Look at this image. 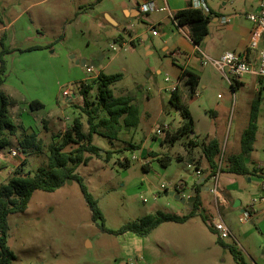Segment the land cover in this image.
Segmentation results:
<instances>
[{
  "label": "rangeland",
  "instance_id": "1",
  "mask_svg": "<svg viewBox=\"0 0 264 264\" xmlns=\"http://www.w3.org/2000/svg\"><path fill=\"white\" fill-rule=\"evenodd\" d=\"M2 3L3 0H0V20H9L7 17L9 18L10 13L4 10L6 6ZM140 27L141 32H148L145 23ZM160 32L163 35L161 29ZM174 32H171L172 45L178 35L175 28ZM120 33L129 39V35L123 30ZM148 34L151 36L150 32ZM162 35L156 38L155 44L152 39L145 41L142 37L141 48L133 47L127 41L128 44L122 49L120 42L113 41L110 35L103 32L92 31L88 37L91 45L97 47L104 56L96 69L106 74H123V79L112 86L115 96L129 95L135 98L140 92H151L153 95L149 103H138L142 121L134 143L139 139L153 138L149 126L157 123L167 125L172 134L184 123L180 110L170 104L168 94L164 92L163 100L159 92L160 87L177 81L170 71L173 64L162 48V40L165 39ZM51 38L55 39L53 36ZM56 40V52L50 54L51 59H48V53L43 54L41 65L35 66L33 58L20 56L7 63V54L5 55L4 84L8 82L6 89L14 93L20 106L18 113L12 109V116L17 124L35 131L44 142L42 152L30 151L27 154V170L31 173H35L47 162L49 145L55 140H62L61 136L72 126L74 119L83 114L82 96L77 100H66L63 92L89 74L73 63L72 57H75L76 52L70 50L69 43ZM112 44H116L120 50L113 51L110 48ZM146 45L151 46L152 54L147 53ZM168 54L171 56L169 52ZM159 69L162 70L161 73L158 72ZM200 71L202 80L196 90L198 95L192 97L187 91H183V83L180 87L181 98L192 114L193 133L198 141L202 144L217 139L220 143L221 154L217 163L219 168H225L229 157L241 152V135L249 124L252 103L259 95L255 92L257 78L246 75L243 78L244 86L233 91L228 72L225 75L211 64L203 66ZM87 83L93 87L89 94V99L93 100L96 85L93 80H88ZM76 91L79 94V87H76ZM33 99H39L45 107L34 111L25 107V102ZM146 112L149 114L148 118ZM82 119L85 123L84 114ZM22 136L20 130L13 138L12 146L0 151V184L9 180L16 166L26 156L18 150ZM126 137L121 134L119 141H111L95 135V145L102 151L114 153L110 160L106 159L105 153L101 157L93 156L87 165H80L76 169V173L83 177L89 191L98 200L106 227L118 230L158 211L183 215L191 210L187 205L180 210L182 205L179 200L165 195L166 190L162 189V185L168 186L169 193L182 180L191 186L197 180L196 166L200 167L201 175H206L210 166L201 149H197L192 158L183 145L186 138L170 146L161 145L165 136L156 135L157 138L151 139L148 146L171 155L174 162L168 168L152 162L150 170L146 171L143 165L148 158L143 160L138 150H125L130 148L122 142ZM73 147L75 146H70L67 150ZM12 151H17V155L12 156ZM178 154H185V159L179 162L176 159ZM122 156L130 160L128 165L122 164ZM250 156L252 159H248L252 165L264 167V89L257 139ZM235 177L218 170L217 175L212 177L213 184L217 179L219 189L227 188L235 199L245 203L250 200L251 195L229 185L230 178ZM206 194L212 205L216 206L214 195ZM217 207L218 213L200 212L199 207L197 214L186 223H163L147 237L133 233L116 235L104 232L93 221L79 183L69 180L53 193L35 191L26 212L9 216L8 245L16 255L14 264H239L228 248L217 243L216 234L204 220V217L209 220L221 215L232 232V236L225 242L237 249L246 264H264L263 217L258 215L254 223L244 224L239 221L238 202L228 210L221 204ZM257 208L260 210L259 205Z\"/></svg>",
  "mask_w": 264,
  "mask_h": 264
},
{
  "label": "crops",
  "instance_id": "2",
  "mask_svg": "<svg viewBox=\"0 0 264 264\" xmlns=\"http://www.w3.org/2000/svg\"><path fill=\"white\" fill-rule=\"evenodd\" d=\"M144 1L146 0H102L92 7L90 5L96 3L97 0H3L2 4L6 6L4 10L10 13L9 18L7 17L9 20H0V38L5 34L6 44L12 49V51L6 56L7 63L10 61L13 62L16 59V56H20V58H33L35 66L41 65L43 63V59H41L43 54L48 53V59H51L50 54L56 52L57 45H55V43L58 41L56 39H59L69 43L71 46L70 50L76 52L75 57H72L73 63L76 66L83 68L88 74L86 66H82L80 61L86 60L95 63L97 66L101 65V61L104 60V56L101 55L100 50L90 43L88 37L92 34V31H99L110 35L113 41L121 43L122 49L128 44L127 41H129L133 47L141 48L143 45L142 37L145 41L152 39L155 44L157 40L156 38L162 35L160 34V29L163 31L162 36L165 38L162 40V48L165 51L167 59L171 60L173 64L172 69H170L172 77L177 80L172 83L178 85L180 95V87L183 83H185L183 91H187L188 89L186 79L180 80L182 71L180 66L198 74L201 82L202 72L200 69L204 66L202 64V54L207 55L211 59H220L226 52L232 51L242 54L246 53L248 59L252 63L255 64L258 62L259 50L264 44V36H261L257 49L250 48L257 28L248 19V15L258 12L259 0H245L244 3H241L238 0H206L210 10L206 15L211 16L213 30L210 32V36L206 37L203 44L200 46L192 41L190 27L178 26V20L175 18V15L178 12L192 7L191 0H147L154 1L158 9L166 8L165 11L150 13H144L141 10V4ZM154 14H157V16L155 17ZM223 18H230V23L225 25L222 24ZM143 23L147 25L146 29L151 33L152 37L148 32H141L142 30L140 26ZM171 25L173 27H171ZM157 28L159 30H157ZM174 28L177 30L178 35L172 45L170 41L171 34L175 33ZM153 29L158 32L156 36H153L152 34ZM121 30L129 35L128 40L120 33ZM51 36L55 37V39L52 40ZM53 44L54 47L52 48ZM112 45L116 48H111ZM112 45L110 48L113 51L118 52L120 50L116 44ZM31 48L37 49L30 50ZM145 48L147 49L148 54L153 53L150 45H146ZM1 50L2 46L0 44V51ZM168 52L171 56H169ZM180 59L183 61H180ZM158 72L161 73L162 70L159 69ZM88 79L89 76L74 85L77 86V84L87 81ZM258 82L259 79H257V83L255 84V92L257 91ZM244 84L245 81L242 80L241 86H244ZM7 85L8 82L3 84L2 90L12 99H16L14 93L9 92L6 89ZM172 85L166 84L159 88L163 100L165 99L163 94L166 92L170 101L173 94L171 91ZM79 96H81L80 93L78 94V92L75 91L72 100H77ZM152 96L151 92H140L135 98L132 97L133 103L139 108L138 103L145 105L146 103H149ZM34 100L39 99H33L30 101ZM29 103L30 102H25V107L30 108ZM12 109L18 113L20 110L19 104L10 108L11 114ZM30 110L34 111L31 108ZM139 115L141 124L142 116L140 108ZM78 116H80V114ZM146 117H149L148 112H146ZM140 124L130 130H123L121 134H124L127 137L122 142L128 146L130 144L134 145L133 151H140L143 160H145L148 154L152 151L163 153L153 149L152 146H148V142L151 139L154 140L157 138L154 134L156 133L155 130L161 125L159 123L149 126L153 138L139 139L134 143L136 132ZM26 130L28 133L35 132L30 129ZM121 134L119 139L121 138ZM161 145H164V143L162 142ZM183 145L186 146V142H184ZM199 148L192 151H189L188 149L186 150L188 155L193 158V156H195V151ZM250 154L251 153L245 157V164L248 169L253 171V173L251 175L233 174L237 178H230L229 182V185L238 189H243L251 195L250 200L245 203L240 199H235L227 188L222 190L221 187L219 189L221 192L219 193L222 200L218 203L217 197L210 191V188L213 186V176L210 177L211 169L208 170L206 175H201V169L200 167L198 168V166L195 167L197 171V180L191 186H189L188 182L182 180L175 185L174 190H172L171 193L174 192L176 195H181L182 198H189L192 194H194L196 198L198 196L200 201V212L204 211L209 213L215 211L218 213V204H221L225 210H228L231 208L232 204L235 205L237 202L241 212L251 202L252 198L260 194L262 182V171L258 169L260 165L254 166L251 164V160L248 159H252ZM122 157L123 162L127 157ZM176 159L179 162L183 161L185 159V154H178ZM172 161L174 162V160ZM152 162L159 164V162L151 158L145 160L144 164H148L151 168ZM161 167L168 168L169 166ZM197 169H199L200 172ZM227 174L231 175L232 173ZM197 185L199 186L198 194H196ZM166 192H168V189ZM206 193L214 195L216 206L212 205ZM179 203L182 205L179 209L182 210V207L186 204L182 203L180 200ZM187 212L188 210L185 214H187Z\"/></svg>",
  "mask_w": 264,
  "mask_h": 264
},
{
  "label": "trees",
  "instance_id": "3",
  "mask_svg": "<svg viewBox=\"0 0 264 264\" xmlns=\"http://www.w3.org/2000/svg\"><path fill=\"white\" fill-rule=\"evenodd\" d=\"M101 1L97 0L96 3L90 6L93 7ZM175 18L178 20V26L190 27L191 39L196 45L200 46L203 44L205 38L209 35L211 16L190 7L178 12ZM0 44L2 46V50L0 51V151L12 146L13 138L21 130L23 136L19 140L18 150L26 155L22 163L16 166L9 180L6 183L0 184V264H14V260L16 259V255L8 245L9 216L11 214L26 212L35 191L41 190L53 193L62 188L69 180H75L79 183L86 203L92 212L93 221L104 232L116 235L133 233L140 237H147L163 223H186L197 214L200 207L198 196L195 201V207L190 210L189 214L180 216L158 211L156 214H149L138 221L128 223L118 230L109 229L106 227L104 213L99 206L98 200L89 191L83 177L76 173L77 167L87 165L93 156L101 157L105 153L106 159L110 160L111 155L114 153V151H102L100 147L95 145L93 143L95 135L115 141L119 140V136L123 130H130L140 124L139 108L133 103V98L129 95L118 97L113 92L112 86L123 79V74L120 73L106 74L100 71L98 77L93 80L96 85V94L93 100L89 99L90 91L93 88L91 84L86 85L81 83L79 85V93L83 98L81 111L86 116V122L84 123L82 119L83 114L76 117L72 126L61 136L62 140H55L49 145L47 162L41 165L35 173L28 171L29 162L27 154L30 151L42 152L44 142L36 132L28 133L23 126L17 124L10 113V108L16 106L18 102L2 90L4 84L3 76L6 72L5 55L12 51L6 44L5 34L0 38ZM35 49L37 48H31L30 50ZM180 68L182 69L180 80L186 79L187 92L194 97L200 84V76L185 69L183 66H180ZM240 86L241 83L238 82L231 85L233 91L240 88ZM170 101L177 110H180L184 123L174 133L170 134L168 131L162 141L164 144L174 146L178 140L186 138L185 147L189 151L200 147L203 156L210 166V177L216 175L218 170L237 175H251L253 173L246 166L245 157L252 152L256 141L261 93H259L252 103L249 124L241 137V152L229 157L225 168H219L217 163V158L221 154L220 143L217 139H211L201 144L196 136L191 137V134L194 132V120L189 108L182 102L178 88L173 92ZM29 106L32 110L43 109L45 107L39 100L31 101ZM70 146L75 147L67 150ZM133 146L130 144V148H125V150H132ZM147 158L159 162L163 167L170 166L173 160V157L169 154L154 151L150 152ZM129 163L130 160L126 158L122 164L128 165ZM143 167L146 171H149L150 167L148 164H144ZM198 193L199 186L197 185L196 194ZM204 220L207 223L205 217ZM99 222L101 223L99 224ZM210 229L216 234L219 245L228 248L239 264H246L234 246L222 240L212 227Z\"/></svg>",
  "mask_w": 264,
  "mask_h": 264
},
{
  "label": "built area",
  "instance_id": "4",
  "mask_svg": "<svg viewBox=\"0 0 264 264\" xmlns=\"http://www.w3.org/2000/svg\"><path fill=\"white\" fill-rule=\"evenodd\" d=\"M191 6L194 9L202 11L204 14L209 13V7L207 5L206 0H191ZM141 10L144 13L157 12V11H165L166 8L158 9L154 1H144L141 4ZM248 19L256 26L257 31L254 33L250 48L257 49L259 46V41L261 36H264V0H259V9L257 13L248 15ZM230 18H223L222 24L230 23ZM153 36H156L158 32L153 29ZM111 48L115 49L114 45ZM203 60L202 64L207 66L209 64L213 65L219 72L227 75L229 73V81L232 84L241 83L243 78L246 75H253L259 79L257 92L261 93L264 89V44L259 50L258 62L252 63L247 54H242L238 52H226L220 59H211L205 54H202ZM87 72L89 74L88 80H94L98 77L100 71H98L93 66H86ZM87 80V81H88ZM169 81V79H167ZM87 81L82 82L83 84H89ZM81 84V83H80ZM79 84V85H80ZM76 87L72 85L70 88L64 90L63 95L66 96V99H72ZM178 88L177 84L172 85V93L175 92ZM198 95V93H196ZM155 134L163 137L168 133L167 125H160L158 129L155 130ZM12 156L17 155V151H12ZM190 167V166H189ZM259 170L262 171V182L260 187V194L254 198H252L251 202L240 212L239 221L241 223H254V219L261 215L264 221V167L260 165L258 167ZM199 172L200 170L197 169ZM162 189L167 190V185H162ZM210 191L217 197L218 203L222 200L219 193V184L218 180L211 187ZM221 198V199H220ZM224 202V200H223ZM258 205L260 206V210H258ZM210 227H212L217 235L222 239L226 240L232 236L231 229L224 222L221 215H217L215 217L207 220ZM262 234H264V229L262 230Z\"/></svg>",
  "mask_w": 264,
  "mask_h": 264
},
{
  "label": "water",
  "instance_id": "5",
  "mask_svg": "<svg viewBox=\"0 0 264 264\" xmlns=\"http://www.w3.org/2000/svg\"><path fill=\"white\" fill-rule=\"evenodd\" d=\"M212 30H213V22H210L209 23V35H207V37L210 36V32H212ZM80 64L82 66L92 65V66L96 67L95 63H91V62H88L86 60L80 61ZM194 136H195V134L192 133L191 137L193 138ZM165 194L167 196L170 195V196L175 197V199L180 200L182 203L186 204L190 209H193L195 207L196 196L194 194H192V196H190L189 198H182L181 195H176L174 192L173 193L166 192ZM189 213H190V210H188L187 214H189Z\"/></svg>",
  "mask_w": 264,
  "mask_h": 264
}]
</instances>
